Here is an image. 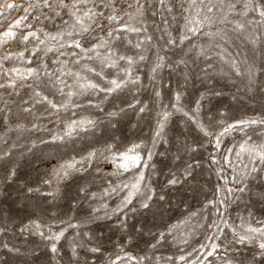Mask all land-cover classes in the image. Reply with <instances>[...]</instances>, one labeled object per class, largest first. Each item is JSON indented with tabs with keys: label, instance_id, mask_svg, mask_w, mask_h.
Returning a JSON list of instances; mask_svg holds the SVG:
<instances>
[{
	"label": "rangeland",
	"instance_id": "obj_1",
	"mask_svg": "<svg viewBox=\"0 0 264 264\" xmlns=\"http://www.w3.org/2000/svg\"><path fill=\"white\" fill-rule=\"evenodd\" d=\"M64 2L71 4V0ZM10 3L17 7L8 9ZM49 4L51 7H45L43 0H0V33L27 17L12 29L15 38L0 35V73L5 69H19L21 73L35 70L39 79L29 77L27 83L37 85L43 95L61 104L67 100L68 91H78L76 77L67 72H79L103 86L124 62L115 68L106 67L102 63L106 48L89 53L92 60H81L84 52L69 46L73 39H80L72 28L69 7H61L59 0H49ZM140 4L143 8L138 12L135 0H118L116 14L121 19H104L103 32L92 33L109 39L118 54L146 57L134 65V73L140 77L135 87L130 85L107 99L102 92L73 96L79 107L59 111L47 104H34L29 99L31 90L19 89L20 81L17 88H0V155L7 153L0 160V264H264L258 247L264 238L247 232L249 227L264 228V162L249 151H240L242 144L248 149L264 145V123L237 125L224 131L236 121L264 120V26L246 25L244 33H237L230 23L206 25L195 35L188 33L189 39L180 43L185 17L190 14L185 11L186 0H169L170 12L156 0H140ZM95 7L105 15L111 14L101 0H96ZM240 11L238 5L229 20L259 19L255 13L240 16ZM121 23L146 31L117 32V39L106 36L109 28ZM217 28L227 33V42L219 41L227 49L225 59H235L242 70L252 66L255 83H250L247 75L237 76L214 55L220 49L213 47V55L207 60L196 55L198 47L193 45L211 43L202 33ZM29 31L36 37L22 40ZM167 32L175 45L167 44ZM147 36L151 41L137 49L135 44ZM245 36L259 40L252 45ZM93 43L96 40L89 37L84 47ZM50 48L52 51H48ZM157 56L166 57V66L153 73ZM180 59L186 63L177 65ZM209 63L212 68L206 67ZM84 64L101 72L103 78L88 72ZM57 76L62 84H57ZM8 79L0 75V83L6 84ZM156 91L161 93L159 97ZM176 93L181 94L180 105L196 115L213 136H205L191 120L175 112L172 105ZM134 99L140 102L137 108L127 109ZM197 101L198 114L193 112ZM141 106L145 107L143 113H139ZM25 107L31 111H23ZM121 108L126 110L117 117L107 115ZM164 110L173 115L157 137ZM87 119L95 121V126L73 124ZM53 136L63 140L54 141ZM134 144L142 145L138 149L141 162L125 170L119 154ZM92 151L95 157H87ZM85 157L87 162L77 167L78 159ZM73 161L79 171L72 170L67 179L55 177L61 165ZM141 172L144 179L140 192L125 205L131 185ZM173 178L177 183L169 184ZM46 180L51 182L44 183ZM29 188L39 192H29ZM49 192L53 195H42ZM149 196L150 206L142 208L141 203ZM25 226L28 230L22 231ZM61 231L59 241L44 238ZM161 233L165 234L163 239ZM246 233L250 240L235 242L237 234ZM209 236L221 245L211 257L207 256L213 242L207 239ZM53 243L55 253L51 251ZM180 256L185 259L179 260Z\"/></svg>",
	"mask_w": 264,
	"mask_h": 264
},
{
	"label": "snow or ice",
	"instance_id": "obj_2",
	"mask_svg": "<svg viewBox=\"0 0 264 264\" xmlns=\"http://www.w3.org/2000/svg\"><path fill=\"white\" fill-rule=\"evenodd\" d=\"M118 0H101V3L103 4L104 8H110L111 14L105 15L102 11L96 10V0H71V4L67 5L65 4L64 0H59V4L61 7H69L70 9V15L74 20V23L72 24V28L75 31L76 36H79L80 39H73L70 47H74L76 49H81L82 52H84V57H81L80 59H84L85 57L88 60H92L93 57L91 55H88L89 53L98 52V49L106 48L107 53L104 56V59L102 60V63L106 67L115 68L117 65L123 61L124 65L120 67L119 72L116 74V76L112 79H106L104 85H100L99 83L94 82L93 80L89 79L88 77H82L79 72L73 73L71 71L67 72L66 74L69 76H75L76 77V87L78 91H68L67 92V100L64 103L57 104L53 100L49 99L47 96L43 95L39 90L38 86L33 83H27L29 77H36V79H39V74L36 73L35 70L29 68L27 69L26 73H21L19 69H5L0 75L9 77L7 83H0V88L5 87H11V88H17L18 81L19 83V89H30V96L29 99L34 101V104H47L51 109L59 111L60 109H67L69 107H79V105L75 104L72 101L73 96L77 95H84L86 93L90 92H102L105 94V99H107L109 96L113 94H119L123 92L125 89L129 88V86L135 87L140 83V77L138 75H135L134 73V65L137 64L138 61H143L146 57L143 54H139L138 56H128L124 54H118L116 50L113 49L109 39L105 38L104 36L96 37L92 36V33L99 30L103 32L104 25L102 23V20L106 19L109 22L113 21H119L121 17L117 15V9L116 4ZM151 2V0H149ZM188 4V8L185 9L186 12H190L188 16L185 17V25L184 29L185 32L179 37L180 43H183L185 40L189 39L188 33L195 35L197 32H200L202 28H204L206 25L211 26L214 24H225L230 23L233 24L234 27L232 29L233 32L237 33H244L246 30V25L251 24H257L260 26H264V0H186ZM135 3L138 5L137 11L139 12L140 9L143 8V5L140 4V0H135ZM156 3L163 8H167L168 11H171V8L168 7L169 0H156ZM43 4L45 7H51L49 4V0H43ZM91 5V7H89ZM241 6V11L238 13V15L247 17L249 13H255L259 19H248L244 21H237V20H229V14L236 11L237 6ZM8 9H12L13 7H17V5L14 4H8ZM129 7H131V4H129ZM25 11H29V9H25ZM142 15V12H140ZM59 15V13H57ZM27 17H21L20 19L16 20L13 25H9V28L5 30L3 33H0L3 37L6 38H15L16 33L12 31L14 27H19L24 20H26ZM38 19V17H37ZM99 21V22H98ZM65 24H67V21H64ZM165 24H167V21L165 20ZM28 27H31L30 25H27ZM141 31H146V29H143L142 27L132 26L127 23H121L119 27L117 28H109L106 36L111 37L113 39H117L114 34L117 32H132V33H140ZM204 36H207L210 38L211 43L208 46H197L193 45V47H198V51L196 52V55L198 57H204L206 60L209 59L213 53L211 52V49L214 47L216 49H220V51L214 53V55L219 56L220 60L228 64L229 68L237 75V76H243L247 75L250 83H255V80L253 79L254 72L253 67L249 66L246 69H241V66L235 59H225L224 52L227 51V49L223 48V45L219 43V41H225L227 33L224 31V29L217 28L216 31H208L202 33ZM68 35H73L72 32H69ZM167 35L169 36V39L167 41L168 45H175L176 41L172 39L171 33L167 32ZM30 37H36V33L33 31L27 32V34L23 35L21 37L22 40L27 41ZM91 37L92 39L96 40V43H93L90 47H84V41ZM53 40L56 39V36L51 37ZM218 38V40H217ZM152 39L151 36H147L144 38V40L138 42L135 44V47L137 49H141L142 45L146 42H150ZM245 39L249 41L252 45H256L257 41L259 40V37L255 38H249L248 36H245ZM41 44L44 43V41H40ZM192 49L190 48L189 51ZM48 51H52V49H48ZM20 56H23V53L19 54ZM231 56V54H229ZM3 59L7 60L9 57H4ZM166 57L164 56H157L156 62L154 66L152 67L151 71L155 73L158 69H161L166 66L165 64ZM75 63L79 64L80 60L74 61ZM186 61L184 59H180L176 61L177 65L185 64ZM246 63V61H245ZM3 65L0 64V68H2ZM83 68H85L88 72L94 73L97 77H101L102 73L97 72L94 68L90 67L87 64L82 65ZM207 68H212V64L209 63L206 65ZM15 76V79H12V76ZM46 76H51V73H45ZM83 81V82H82ZM57 84H62L63 81L60 79L59 76L56 77ZM138 90V89H137ZM252 89L249 88V91ZM59 91L63 92L64 89L60 88ZM17 95H19V92H17ZM155 95L159 97L161 93L159 91L155 92ZM215 95H220L219 92H216ZM180 99L181 94L176 93L175 95V101L172 105V108L177 113H182V115L189 120H191L198 130L203 133L205 136H213V133L210 132L202 123L199 122L196 115H193L186 111L181 105H180ZM25 104L28 103V101H24ZM140 102L138 100H133L131 103L127 104V109L135 110L137 108V105ZM197 108L193 110V112L197 113L199 112V104L200 101H197ZM89 104H91V101H89ZM126 109L121 108L119 112L112 111L109 112L107 115L109 117H117L120 113L124 112ZM0 111H3V109H0ZM25 112H30L31 108L25 107L23 109ZM47 111V109H45ZM145 111V107L141 106L139 107V113H143ZM161 119L158 121L157 129H156V136L159 137L162 135L164 128L166 126V123L171 115H173L172 112H169L167 110H164L161 114ZM256 123H264V120L256 121H245L240 120L236 121L235 124H229L227 128L224 129L225 132H227L229 129L236 127L237 125H243L247 126L249 124H256ZM73 124H82L86 125L88 128L95 126V121L91 119L83 120L80 122H73ZM71 126V125H70ZM33 127L35 128L36 125L34 124ZM67 135H71V133H67ZM218 135H223V133H219ZM54 141L63 140V137L60 136H53L52 138ZM219 141L217 140L216 147L219 148ZM107 148H111L112 145H107ZM142 145L140 144H134L131 147H129L126 152L120 153L123 163L121 164V167L127 170L129 167H135L141 162V156L139 154L138 149H140ZM191 151H195V148L190 149ZM231 151V150H229ZM240 151H249L250 154H253V158H258L261 162H264V145H260L259 148L253 147L251 149H248L245 147V145L240 146ZM96 153L95 151L89 152L88 157L92 158L95 157ZM239 155V153H237ZM7 156V153H3L0 155V160L4 159V157ZM151 156V153H149V158ZM191 167V165H189ZM75 169V161L68 162L63 165H61V170L57 171L55 173V177H58L60 179H67L71 173L72 170ZM79 171V169H75ZM252 171H255V168L252 169ZM264 171V169H262ZM15 173L13 172L12 175ZM144 174L141 172L139 176L136 179V182L131 185V191L129 192L128 196L125 198V205L132 203L133 196H136L140 192V182L143 181ZM51 181H44V183H50ZM169 184H176L177 180L175 178L168 181ZM125 188H128V185H124ZM29 192L37 191L39 192V189H28ZM83 191V189H81ZM239 191H244L243 188H240ZM42 195H53V193H42ZM152 197L149 196L146 198L144 202L141 203V207L147 209L150 205L148 203L149 200H151ZM163 199V197H161ZM208 203H212V201H209ZM35 223V222H33ZM211 227V226H210ZM27 226H25L22 231H26ZM2 231V229H0ZM248 233H259L260 237L264 238V228H252L249 227L247 229ZM40 235L44 237V233L41 232ZM164 233L160 234V238H164ZM63 236V232L54 233L50 237H44L45 239L59 241L60 238ZM252 237H250L247 233L244 235L237 234L236 243L243 244L246 241L250 240ZM209 241H213L211 243V251H207V256L211 257L213 254L217 251V249L220 248V244L216 243L214 241V238L212 236L207 237ZM159 242V241H157ZM4 247H7V245H4ZM202 248H207L208 245H202ZM259 249H261L260 255L264 256V239L261 240V242L258 245ZM11 250V249H10ZM51 251L55 253L57 251L55 243L51 245ZM91 251L96 252L99 251L98 248H92ZM117 259H122L120 256H117ZM129 259H133L132 257H129ZM143 259V258H141ZM184 256H180L179 260H184ZM111 264H115V261H112ZM200 264H203V261L200 262Z\"/></svg>",
	"mask_w": 264,
	"mask_h": 264
},
{
	"label": "bare ground",
	"instance_id": "obj_3",
	"mask_svg": "<svg viewBox=\"0 0 264 264\" xmlns=\"http://www.w3.org/2000/svg\"><path fill=\"white\" fill-rule=\"evenodd\" d=\"M88 157V156H87ZM87 157H85V158H81V159H78V161H77V167H79L80 165H84L86 162H87ZM80 158V157H79Z\"/></svg>",
	"mask_w": 264,
	"mask_h": 264
}]
</instances>
